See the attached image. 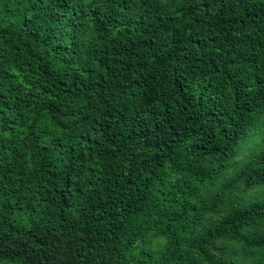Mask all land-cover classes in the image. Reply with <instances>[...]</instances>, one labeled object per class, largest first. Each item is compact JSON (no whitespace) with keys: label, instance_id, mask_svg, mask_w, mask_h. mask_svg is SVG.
I'll list each match as a JSON object with an SVG mask.
<instances>
[{"label":"trees","instance_id":"trees-1","mask_svg":"<svg viewBox=\"0 0 264 264\" xmlns=\"http://www.w3.org/2000/svg\"><path fill=\"white\" fill-rule=\"evenodd\" d=\"M0 264H264V0H0Z\"/></svg>","mask_w":264,"mask_h":264},{"label":"rangeland","instance_id":"rangeland-1","mask_svg":"<svg viewBox=\"0 0 264 264\" xmlns=\"http://www.w3.org/2000/svg\"><path fill=\"white\" fill-rule=\"evenodd\" d=\"M257 193L256 192H254V193H252L251 195H256Z\"/></svg>","mask_w":264,"mask_h":264}]
</instances>
